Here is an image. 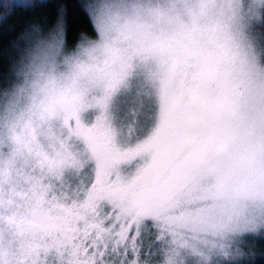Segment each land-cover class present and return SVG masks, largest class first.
Masks as SVG:
<instances>
[{
  "label": "snow or ice",
  "instance_id": "snow-or-ice-1",
  "mask_svg": "<svg viewBox=\"0 0 264 264\" xmlns=\"http://www.w3.org/2000/svg\"><path fill=\"white\" fill-rule=\"evenodd\" d=\"M47 6L0 0V264H264V0Z\"/></svg>",
  "mask_w": 264,
  "mask_h": 264
},
{
  "label": "trees",
  "instance_id": "trees-1",
  "mask_svg": "<svg viewBox=\"0 0 264 264\" xmlns=\"http://www.w3.org/2000/svg\"><path fill=\"white\" fill-rule=\"evenodd\" d=\"M67 3L72 6L75 5L76 0H67ZM51 11V0H48V6L42 10V14H47ZM31 19L30 12L26 11L23 8L17 9L15 16L13 19H9L6 22L0 23V52L3 49L7 48L9 43L14 40L15 36L21 30L20 25ZM15 26V27H14ZM14 31H8V29L13 28ZM73 31L80 32V31H91L90 26L87 24V21L81 15H74L73 16ZM3 59L0 58V72L5 71ZM257 247H264V245H257Z\"/></svg>",
  "mask_w": 264,
  "mask_h": 264
}]
</instances>
